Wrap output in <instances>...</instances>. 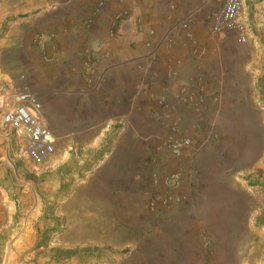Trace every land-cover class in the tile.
Here are the masks:
<instances>
[{
	"label": "crops",
	"instance_id": "crops-1",
	"mask_svg": "<svg viewBox=\"0 0 264 264\" xmlns=\"http://www.w3.org/2000/svg\"><path fill=\"white\" fill-rule=\"evenodd\" d=\"M222 6L221 0H0L1 21L19 17L7 42H34L16 66L30 73L29 86L40 94L59 163L77 155L72 146L80 142L89 176L77 186L91 187L96 203L128 204L120 226L131 237L126 264L235 263L225 255L211 260L210 243L224 254L231 249L226 237L240 230V189L227 164L250 139L247 119L257 118L255 76L264 51L260 37L248 34L245 42L220 27ZM240 20L264 33V0H243ZM90 55L91 83L83 77ZM173 126L197 145L151 158ZM179 166L187 198L145 212L149 175Z\"/></svg>",
	"mask_w": 264,
	"mask_h": 264
},
{
	"label": "rangeland",
	"instance_id": "rangeland-1",
	"mask_svg": "<svg viewBox=\"0 0 264 264\" xmlns=\"http://www.w3.org/2000/svg\"><path fill=\"white\" fill-rule=\"evenodd\" d=\"M18 18L0 20V110L10 104V93L30 85V73L16 64L22 63L21 52L34 42L10 44L6 40ZM242 34H246L245 40ZM248 34L261 38L258 47L264 51V33L257 25L231 32L245 42ZM255 77L257 118L247 119L250 139L238 160L227 164V173L240 189V230L226 237L231 249L225 247L224 254L217 243H210L211 260L225 255L233 264H264V61L258 62ZM166 138L156 145L151 158L156 160L157 153L171 148L159 150ZM195 145L196 139L188 147ZM81 147L80 142L73 145L78 154L67 156L66 162L62 157L59 163L56 149L49 161L40 163L27 154L17 130L2 125L0 119V264H126L131 237L122 234L120 226L128 204L96 203L97 196L88 194L91 187L77 186L88 183L84 179L89 176L83 175L89 167L82 168ZM152 174L140 207L153 214L147 199ZM112 224L114 231L109 234Z\"/></svg>",
	"mask_w": 264,
	"mask_h": 264
},
{
	"label": "built area",
	"instance_id": "built-area-1",
	"mask_svg": "<svg viewBox=\"0 0 264 264\" xmlns=\"http://www.w3.org/2000/svg\"><path fill=\"white\" fill-rule=\"evenodd\" d=\"M221 1L223 6L218 19L220 27L244 32L245 25L240 20L243 0ZM125 14L126 12H123L118 16L120 18ZM241 39L245 40L246 34H242ZM95 62L96 59L90 55L84 63L83 77L89 83L94 81ZM9 96L10 104L0 110L2 125L17 130L25 140L27 154L33 159L40 163L49 161L56 152L57 138L43 114V102L39 92L24 84ZM193 141L191 137H181L177 127L173 126L163 145L158 148L160 150L164 146H169L173 149H181L190 146ZM186 186L185 173L181 167H175L166 174L153 172L147 197L150 209L160 213L179 205L187 198Z\"/></svg>",
	"mask_w": 264,
	"mask_h": 264
}]
</instances>
